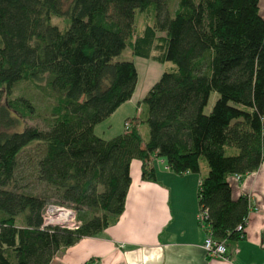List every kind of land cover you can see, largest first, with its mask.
<instances>
[{
  "label": "trees",
  "instance_id": "1",
  "mask_svg": "<svg viewBox=\"0 0 264 264\" xmlns=\"http://www.w3.org/2000/svg\"><path fill=\"white\" fill-rule=\"evenodd\" d=\"M175 1L171 12L170 0H0V264H50L61 248L113 224L134 158L147 181H156L152 156L177 174L198 173L205 159L198 204L212 238L231 245L245 236L237 227L246 224L248 200L231 197L227 177L264 160L259 0ZM136 10L146 12L142 26ZM52 16L66 17L67 26L50 24ZM125 48L170 65L129 129L103 139L95 126L131 98L137 82L133 60L118 59ZM20 80H45L54 98L46 128L22 126L34 106L11 96ZM138 124L147 126L145 138ZM35 142L43 144L36 175L44 196L16 183L18 157ZM48 197L75 208L77 229L41 228Z\"/></svg>",
  "mask_w": 264,
  "mask_h": 264
},
{
  "label": "crops",
  "instance_id": "2",
  "mask_svg": "<svg viewBox=\"0 0 264 264\" xmlns=\"http://www.w3.org/2000/svg\"><path fill=\"white\" fill-rule=\"evenodd\" d=\"M258 9L264 19V0L258 1ZM131 59L137 70L134 92L95 126L94 133L103 139L122 133L125 121L131 124L140 111L141 100L170 65L135 55ZM143 126L137 125L145 138ZM150 163L156 181L143 180L142 161L132 159L130 185L117 220L99 235L82 237L61 248L50 264H264V160L252 172L227 177L231 197L244 196L249 206L245 236L227 245V259L208 256L202 246L206 232L196 216L206 165L200 163L198 173L177 174L159 157L152 156Z\"/></svg>",
  "mask_w": 264,
  "mask_h": 264
},
{
  "label": "rangeland",
  "instance_id": "3",
  "mask_svg": "<svg viewBox=\"0 0 264 264\" xmlns=\"http://www.w3.org/2000/svg\"><path fill=\"white\" fill-rule=\"evenodd\" d=\"M71 0H63L64 6H67ZM176 6L175 0H170V11L172 12ZM146 12H140L136 10V19H138V26H142L143 18L141 15H145ZM140 16V17H139ZM50 24L58 26L60 29H64L67 24V18L63 16H52L50 18ZM132 54L128 48H125L118 59H129L132 58ZM153 60V59H151ZM155 61V60H153ZM161 63V62H160ZM163 65L170 64L169 62L162 63ZM12 97H25L31 101L34 106V113L32 116L22 120V126H37L39 128H46L50 121L51 108L54 104V98L50 92L45 88V80L43 81H31V80H20L14 84L12 88ZM216 98V94H212L210 101L205 108V112H208ZM5 102V96H2L0 104ZM144 129L147 131V126L144 125ZM145 133V132H144ZM143 133V134H144ZM43 154L42 143H32L27 146L18 157V169L16 171V183L18 187L25 191L37 196H44L49 192L46 190L43 182L38 180L36 175V162ZM200 163L207 166L205 159L201 158ZM48 203L62 205L66 208H73V206L59 202L55 197H48Z\"/></svg>",
  "mask_w": 264,
  "mask_h": 264
},
{
  "label": "built area",
  "instance_id": "4",
  "mask_svg": "<svg viewBox=\"0 0 264 264\" xmlns=\"http://www.w3.org/2000/svg\"><path fill=\"white\" fill-rule=\"evenodd\" d=\"M263 123H264V119H263ZM129 127H130V122L125 121L124 129H129ZM237 176L240 177L239 175ZM61 212L67 213L66 221H61L59 219V214ZM41 216H42V223L40 225L41 228L50 227V226H59L68 229H77L80 225V221L76 217L75 210L73 208L63 207L62 205L60 206L53 203H46L42 209ZM196 217L199 225L206 232V237L202 244L206 254L211 257H221L227 259L229 256H228L227 245L225 244V242L216 241L212 238L209 222L207 219L208 217L207 210L205 208L199 207ZM237 229L244 230L245 226L238 225ZM233 251L236 252L237 249L234 248ZM86 264H90V263L87 262Z\"/></svg>",
  "mask_w": 264,
  "mask_h": 264
},
{
  "label": "bare ground",
  "instance_id": "5",
  "mask_svg": "<svg viewBox=\"0 0 264 264\" xmlns=\"http://www.w3.org/2000/svg\"><path fill=\"white\" fill-rule=\"evenodd\" d=\"M54 212H56V211H54ZM66 217H67V213H66V212H61V213L59 214V219H60L61 221H66Z\"/></svg>",
  "mask_w": 264,
  "mask_h": 264
}]
</instances>
